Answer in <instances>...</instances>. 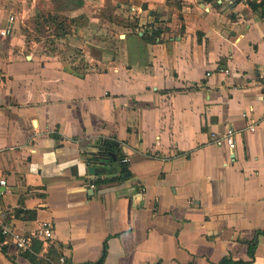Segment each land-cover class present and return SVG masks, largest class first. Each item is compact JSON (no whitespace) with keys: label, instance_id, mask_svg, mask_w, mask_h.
Returning a JSON list of instances; mask_svg holds the SVG:
<instances>
[{"label":"crops","instance_id":"obj_1","mask_svg":"<svg viewBox=\"0 0 264 264\" xmlns=\"http://www.w3.org/2000/svg\"><path fill=\"white\" fill-rule=\"evenodd\" d=\"M251 2L0 0V30L14 16L0 35V207L22 233L53 223L49 264H264V0ZM43 12L118 40L78 62L38 50L20 23ZM229 127L233 150L211 143ZM99 139L116 160L90 165ZM42 249L8 244L0 264H44Z\"/></svg>","mask_w":264,"mask_h":264},{"label":"rangeland","instance_id":"obj_2","mask_svg":"<svg viewBox=\"0 0 264 264\" xmlns=\"http://www.w3.org/2000/svg\"><path fill=\"white\" fill-rule=\"evenodd\" d=\"M103 5L104 4L102 3L101 15L106 19L107 15H109L108 11L112 10V4H110V6L105 4L104 7ZM89 6L92 8L93 5L90 4ZM42 16L43 17L41 19H38L39 21L43 22L40 25L36 23L38 21L34 22L28 19H22L24 21L20 23L21 32L25 36L26 40L30 42L32 41L35 43V45L38 43V50L41 51H50L53 54H58L60 56L65 55L66 57H69V59H76V62H78V60L80 61L85 58L86 51H88L89 55L92 56H97V52L101 54V50L98 49L97 51V49L94 48L96 45L102 49L113 46L115 47V42L118 40L116 32L110 29L108 26L101 25V32L98 34L95 31V35L92 36V26L88 27L87 24H85L86 22L84 19L78 20V24H74L75 19L70 22L69 17L62 16L60 18V16H51L46 13H44ZM51 17L53 18L54 24L49 26V23L46 22V19L50 20ZM57 20H59V25H61L59 26L60 30L55 27ZM77 25H84V28H82L80 33H76L75 36H73L74 33L72 30L74 29V26ZM68 33L70 35L67 36ZM92 37L95 41L94 43Z\"/></svg>","mask_w":264,"mask_h":264},{"label":"built area","instance_id":"obj_3","mask_svg":"<svg viewBox=\"0 0 264 264\" xmlns=\"http://www.w3.org/2000/svg\"><path fill=\"white\" fill-rule=\"evenodd\" d=\"M244 3H248L252 0H241ZM14 22V16H10L8 18V26L2 28L0 30V35H8L12 30V24ZM224 75L229 74V70L220 69ZM248 129L253 132L255 130V125H249ZM235 134L236 130L229 127L223 133L216 135L211 134L210 140L211 143L215 146L221 147L226 146L228 149L233 150L235 148ZM159 145V142H156V146ZM122 163H128L129 159L127 157L122 158ZM6 181L4 179H0V186L5 187ZM3 192L0 191V195ZM8 213L7 210L0 207V252L2 248L8 244H12L16 251L19 254L32 253V246L35 241H39L42 243V253L39 256H42L47 251L50 242L53 239V231L54 225L51 221H38L30 231L26 233L19 232L12 228L10 224L7 223L6 217ZM63 262V258L60 259Z\"/></svg>","mask_w":264,"mask_h":264},{"label":"trees","instance_id":"obj_4","mask_svg":"<svg viewBox=\"0 0 264 264\" xmlns=\"http://www.w3.org/2000/svg\"><path fill=\"white\" fill-rule=\"evenodd\" d=\"M213 1V0H211ZM252 2H249L250 7L253 5L251 4ZM263 13H264V9H263ZM46 22L49 24H54L53 18L51 17V19H46ZM133 28L135 27L134 25L132 26ZM147 31L143 32V38L146 39L147 41H155L154 39L158 38L160 35V31H155L150 33V35L152 36V38L148 37L147 35ZM116 145L113 144V142H110L109 140L106 139H99L96 141V150L93 152L88 153V157L86 159V161L88 163H98V162H105L107 160H110L112 158V154L114 153V148ZM116 154V153H114ZM121 158H120V162H121ZM122 168H121V178H127L128 177V172H127V163H122ZM48 252V251H47ZM25 254H29V253H25ZM24 255V254H23ZM48 253L45 252L44 255L40 256V260L44 263V264H49V257L47 256Z\"/></svg>","mask_w":264,"mask_h":264},{"label":"water","instance_id":"obj_5","mask_svg":"<svg viewBox=\"0 0 264 264\" xmlns=\"http://www.w3.org/2000/svg\"><path fill=\"white\" fill-rule=\"evenodd\" d=\"M143 8H144V6H143ZM111 156H112L113 160H116V157H115L114 155H111ZM88 164H90V165H100V166H104V163H103V162H98V163H95V164L88 163ZM102 170H103V169L98 170L100 175L102 174ZM98 171H97V172H98ZM93 183H94V182L91 181V184H93Z\"/></svg>","mask_w":264,"mask_h":264}]
</instances>
